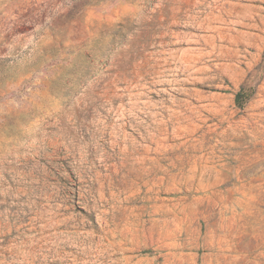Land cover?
<instances>
[{"label":"rangeland","instance_id":"rangeland-1","mask_svg":"<svg viewBox=\"0 0 264 264\" xmlns=\"http://www.w3.org/2000/svg\"><path fill=\"white\" fill-rule=\"evenodd\" d=\"M0 264H264V0H0Z\"/></svg>","mask_w":264,"mask_h":264},{"label":"trees","instance_id":"trees-1","mask_svg":"<svg viewBox=\"0 0 264 264\" xmlns=\"http://www.w3.org/2000/svg\"><path fill=\"white\" fill-rule=\"evenodd\" d=\"M252 94L251 88L242 86L235 95V103L239 108H243L246 101L250 98Z\"/></svg>","mask_w":264,"mask_h":264}]
</instances>
